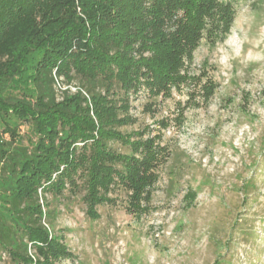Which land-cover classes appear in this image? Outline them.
Segmentation results:
<instances>
[{
    "label": "trees",
    "instance_id": "trees-1",
    "mask_svg": "<svg viewBox=\"0 0 264 264\" xmlns=\"http://www.w3.org/2000/svg\"><path fill=\"white\" fill-rule=\"evenodd\" d=\"M234 18L232 0H0V83L23 49L43 52L34 95L10 103L26 130L0 138V261L70 255L44 211L46 193L80 192L93 219L119 188L130 209L148 207L169 151L158 131L133 128L132 99L190 84L208 99L216 84L190 63L202 40L225 39Z\"/></svg>",
    "mask_w": 264,
    "mask_h": 264
},
{
    "label": "rangeland",
    "instance_id": "rangeland-1",
    "mask_svg": "<svg viewBox=\"0 0 264 264\" xmlns=\"http://www.w3.org/2000/svg\"><path fill=\"white\" fill-rule=\"evenodd\" d=\"M232 3L225 39L214 47L202 40L190 63L216 84L208 99L197 84L132 99L133 128L158 131L169 151L148 207L130 209L119 188L93 219L80 192L46 193L44 211L70 253L56 264H264V0ZM42 53L23 49L0 83V138L26 130L10 103L34 95Z\"/></svg>",
    "mask_w": 264,
    "mask_h": 264
}]
</instances>
